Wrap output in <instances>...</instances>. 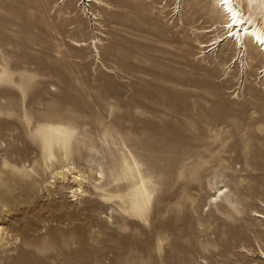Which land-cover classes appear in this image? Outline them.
I'll list each match as a JSON object with an SVG mask.
<instances>
[{"label": "rangeland", "instance_id": "374dc122", "mask_svg": "<svg viewBox=\"0 0 264 264\" xmlns=\"http://www.w3.org/2000/svg\"><path fill=\"white\" fill-rule=\"evenodd\" d=\"M213 3L0 0V264H264V56H205Z\"/></svg>", "mask_w": 264, "mask_h": 264}, {"label": "bare ground", "instance_id": "6f19581e", "mask_svg": "<svg viewBox=\"0 0 264 264\" xmlns=\"http://www.w3.org/2000/svg\"><path fill=\"white\" fill-rule=\"evenodd\" d=\"M87 0H84V3ZM94 4H97L100 0H88ZM174 1L176 4L175 11L179 16H183V10L181 4L186 0H168V2ZM214 9L217 13L226 18V22L223 25V35L217 36L211 44L202 43V52L206 57H211L214 61H217L221 65V55L223 43L228 42L232 44L234 50L231 62L234 67H247L248 64V45L257 48L259 53L264 56V0H245L246 4H242L241 0H228L227 3L222 0H214ZM68 4L72 3V0H66ZM221 9V10H220ZM258 45V46H255ZM213 51L212 55L207 56L209 48ZM244 69V68H243ZM235 72V71H234ZM92 170L95 167L91 166ZM96 172L103 175V169H96ZM140 190L144 196H148V189L143 176L140 174ZM53 180L50 183H56L52 188L61 187L65 192L71 193L73 200H78L80 197L88 196V189L86 185L93 183V176L88 171L80 169L75 164H68L62 166L54 172ZM133 180V177L131 178ZM134 184L135 182L132 181ZM95 185V184H94ZM31 189H34L30 187ZM117 188V187H116ZM115 188V189H116ZM114 191V190H113ZM223 191L221 192V194ZM101 199L100 203L103 206H107L109 201L105 198L104 193L98 194ZM135 198L141 203V198L138 196V192L134 194ZM218 194L215 195V199H218ZM148 199L145 198V201ZM136 203V202H135ZM58 205L55 204V210H58ZM258 217L264 219V213H260ZM9 229L0 223V240L6 239L9 236ZM181 246V245H180Z\"/></svg>", "mask_w": 264, "mask_h": 264}, {"label": "snow or ice", "instance_id": "6c2138e0", "mask_svg": "<svg viewBox=\"0 0 264 264\" xmlns=\"http://www.w3.org/2000/svg\"><path fill=\"white\" fill-rule=\"evenodd\" d=\"M222 2H224V3H227V2H228V0H222Z\"/></svg>", "mask_w": 264, "mask_h": 264}]
</instances>
